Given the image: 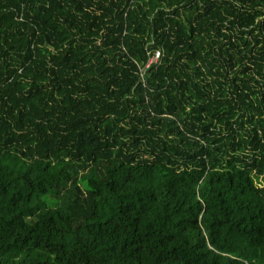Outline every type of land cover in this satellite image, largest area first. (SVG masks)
Masks as SVG:
<instances>
[{"label": "trees", "instance_id": "obj_1", "mask_svg": "<svg viewBox=\"0 0 264 264\" xmlns=\"http://www.w3.org/2000/svg\"><path fill=\"white\" fill-rule=\"evenodd\" d=\"M0 264H264V0H0Z\"/></svg>", "mask_w": 264, "mask_h": 264}, {"label": "built area", "instance_id": "obj_2", "mask_svg": "<svg viewBox=\"0 0 264 264\" xmlns=\"http://www.w3.org/2000/svg\"><path fill=\"white\" fill-rule=\"evenodd\" d=\"M162 50L161 49H155L151 52V57H150V60H149V63L147 64V66H149L151 63H159L161 58H162Z\"/></svg>", "mask_w": 264, "mask_h": 264}]
</instances>
